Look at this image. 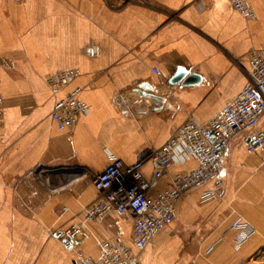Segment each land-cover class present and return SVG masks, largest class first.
Returning <instances> with one entry per match:
<instances>
[{"label": "crops", "instance_id": "0c3cea01", "mask_svg": "<svg viewBox=\"0 0 264 264\" xmlns=\"http://www.w3.org/2000/svg\"><path fill=\"white\" fill-rule=\"evenodd\" d=\"M249 1L254 19L229 0H0V264H73L62 233L95 200L92 178L109 155L135 162L189 119L210 120L249 84L250 53L264 52V0ZM69 69L79 75L68 89L81 88L89 112L60 131L51 113L67 90L46 80ZM184 72L200 79L174 83ZM247 133L230 143L221 197L202 202L207 187L189 189L142 264H264V151L245 150ZM196 166L178 155L169 170ZM154 169L146 163L144 176ZM168 187L163 178L152 194ZM238 220L253 229L240 245ZM112 237L136 252L128 213L90 222L81 248L96 258Z\"/></svg>", "mask_w": 264, "mask_h": 264}, {"label": "built area", "instance_id": "2783aa9c", "mask_svg": "<svg viewBox=\"0 0 264 264\" xmlns=\"http://www.w3.org/2000/svg\"><path fill=\"white\" fill-rule=\"evenodd\" d=\"M7 1L21 3L25 0ZM229 2L245 18L256 17L249 0ZM154 71L159 72L158 69ZM78 75L77 70L69 69L53 73L46 80L54 91L67 90L55 102L51 113V119L60 131L74 127L78 119L89 112L88 105L79 98L81 88L68 89ZM249 78V84L210 120L202 123L189 119L160 147L143 148L135 162L126 164L122 159L109 155L105 169L92 178L97 192L95 200L86 206L81 219L62 233V248L74 255L73 264H142L140 253L160 230L172 224L177 204L189 189L207 187L201 195L202 202L221 197L224 187L220 173L234 136L248 130L243 138L245 150L249 154L264 151V130L256 129L264 114V52L250 53ZM117 102L129 111L131 105L124 96L119 94ZM2 117L3 98L0 96V122ZM178 155L192 156L197 166L189 172L171 173L169 165ZM148 162L153 163L155 169L146 177L143 167ZM163 178L169 180V187L152 194ZM210 183L213 185L208 187ZM112 212L131 216L136 252L117 237H112L98 244L99 255L93 258L82 250V237L90 222L101 221ZM233 228L246 230L239 236L238 245L253 233V229L240 220ZM259 257L264 258V250L260 251Z\"/></svg>", "mask_w": 264, "mask_h": 264}, {"label": "water", "instance_id": "95a60500", "mask_svg": "<svg viewBox=\"0 0 264 264\" xmlns=\"http://www.w3.org/2000/svg\"><path fill=\"white\" fill-rule=\"evenodd\" d=\"M200 78L196 74H187L186 72L178 74L173 82L177 83L182 81L184 84H194L196 81H198Z\"/></svg>", "mask_w": 264, "mask_h": 264}]
</instances>
